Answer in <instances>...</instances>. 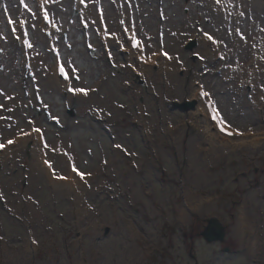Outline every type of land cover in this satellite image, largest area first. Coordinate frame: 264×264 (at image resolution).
<instances>
[{
  "label": "rangeland",
  "instance_id": "rangeland-1",
  "mask_svg": "<svg viewBox=\"0 0 264 264\" xmlns=\"http://www.w3.org/2000/svg\"><path fill=\"white\" fill-rule=\"evenodd\" d=\"M134 2L141 7V40L179 54L176 77L185 80L177 90L171 81L166 91L157 88L156 95H148L147 81L126 68L121 53L112 66L93 32L84 41L79 9L71 1L62 7L49 1L53 22L64 28L59 62L80 90L69 102L52 89L36 92L34 84L26 89L34 74L18 47L7 42L0 47V89L13 93L15 108L22 104L15 110L17 129L25 124L39 129L45 149L56 158L57 173L67 160L82 183L76 195L50 193L42 175L26 174L30 143L2 160L0 264H264V79L252 99L214 64L202 65L197 36L207 17L200 0ZM103 3L108 6V0ZM161 5L162 18L154 15ZM15 6L31 21L40 20L33 0H15ZM107 18L114 26L108 12ZM153 19L167 20L165 39L152 36ZM261 23L260 18L249 21L245 32L259 35ZM226 31L219 39L232 56L237 52ZM28 34L31 38L33 30ZM189 41L194 45L186 50ZM192 79L213 94L227 126L243 134L262 133L255 150L235 144L234 150L209 154L203 136L197 137L202 124L191 120L192 109L172 106L191 101L182 95ZM148 80L158 85L157 76ZM209 218L221 223V242L202 238Z\"/></svg>",
  "mask_w": 264,
  "mask_h": 264
},
{
  "label": "bare ground",
  "instance_id": "bare-ground-1",
  "mask_svg": "<svg viewBox=\"0 0 264 264\" xmlns=\"http://www.w3.org/2000/svg\"><path fill=\"white\" fill-rule=\"evenodd\" d=\"M49 1L58 3L59 7H62L63 2L65 5L67 2H73L79 9L78 24L85 29L84 41H87L89 34L93 32L95 39L109 54L112 66L115 65L116 56L119 53L123 54L122 58L126 68L139 73L147 81L146 92L148 95L152 96L154 93L156 95L157 88L160 91H166L171 81L174 82L175 90L179 85H184L185 77H176V73L181 68L176 61L179 54H168L158 42L155 48H152L149 43L146 44L141 40L138 25V18L142 16L141 7L135 6L134 0H108V6L112 10L107 5L105 7L103 0H33L36 18L45 17L47 19L46 24L38 19L31 21L25 10L16 9L15 0H0V20L1 18L5 19L6 23L10 21L8 17L12 20L10 26L7 24L4 26L6 34L0 33V41L3 42L0 47H4L5 42L18 47L23 62L27 65V71L34 74L33 80L24 84L26 89L29 86L32 87V84H34L36 92L37 90L48 91L52 89L58 95L63 94L67 102L70 101L71 96L77 94V84L72 82V73L67 67L64 66L66 79L58 78L55 73V65L59 64V52L61 50L59 49L61 47L59 35L64 28L58 27L53 22L49 14ZM200 2L204 15L207 17L202 20L206 29L200 31L197 36L196 51L203 59L201 60L202 65L205 66L209 62L214 64L219 71L218 74L229 78V83L238 89L245 88L249 92L250 98L254 99L260 92L257 90V83L264 79V0H200ZM107 12L109 16L112 15L114 26L109 24ZM154 15H159L160 18L165 17L164 6L154 7ZM256 18H260L262 21L260 34L257 35L255 32L247 34L245 32L246 26H249V21H255ZM153 23L154 26L149 25V28L154 39H160V37L165 39L167 20L158 24L153 19ZM31 25L34 27L31 28ZM30 29L33 30L31 38L29 37L31 34H28ZM222 29L227 30L226 32L231 35V49L237 52L232 56L223 48L221 43L223 40L220 38V41L219 39ZM130 38L137 41L135 50L128 46ZM34 44L39 48V52L35 50ZM114 49L118 54H112ZM137 58H142V62H136ZM154 76L158 77V85L149 83L148 79ZM178 81L181 83L178 84ZM187 84V95L182 96L195 101L190 118L192 121L202 124V129L197 137L202 138L203 136V140L208 144L209 154L219 149L234 150L236 149L233 147L235 144H238L239 147L244 144L247 149L252 151L256 149V146L260 144L259 140L261 141L258 136L262 133L241 134L238 139L227 138L219 134L215 125L209 121L204 105L197 94L198 91H202L201 80L192 79ZM0 88L3 87L0 85ZM6 92V90L0 89L2 99L0 103V146H3L0 162L11 154H16L25 149L26 145L30 143L31 167L26 174L29 176L31 174L42 175L45 183L50 186V193L67 194L72 192L76 195L79 191L76 192L75 189L80 190L82 183H80L79 178L71 175L70 162L65 161V168L62 161L60 163L62 172L57 173L54 166L56 158L42 144V133L34 131L30 126L31 124H25V128L17 129L19 124L14 118L15 110H22V104L15 108L10 103L14 97L13 93ZM209 92L207 93L209 98L213 99V94ZM14 94L17 95L18 93ZM130 95L136 96L138 93L131 91ZM9 141L12 143L8 146ZM69 169L70 173H68ZM57 176L60 177L57 178Z\"/></svg>",
  "mask_w": 264,
  "mask_h": 264
},
{
  "label": "water",
  "instance_id": "water-1",
  "mask_svg": "<svg viewBox=\"0 0 264 264\" xmlns=\"http://www.w3.org/2000/svg\"><path fill=\"white\" fill-rule=\"evenodd\" d=\"M193 46V43H189L185 49L190 50ZM173 106L179 108L182 111H187L188 109L193 108L194 102H184V103H173ZM201 236L204 241L211 242H221L224 237V229L221 226L220 222L215 218H210L207 221L206 227L201 232Z\"/></svg>",
  "mask_w": 264,
  "mask_h": 264
},
{
  "label": "snow or ice",
  "instance_id": "snow-or-ice-1",
  "mask_svg": "<svg viewBox=\"0 0 264 264\" xmlns=\"http://www.w3.org/2000/svg\"><path fill=\"white\" fill-rule=\"evenodd\" d=\"M209 39H212L211 37H209ZM63 71V70H62ZM77 91H80L79 89H77ZM37 131H39V129H37ZM9 143H12V141H9Z\"/></svg>",
  "mask_w": 264,
  "mask_h": 264
}]
</instances>
